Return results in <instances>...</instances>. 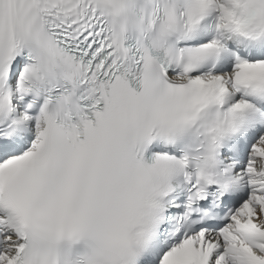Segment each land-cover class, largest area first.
<instances>
[{
    "label": "snow or ice",
    "instance_id": "obj_1",
    "mask_svg": "<svg viewBox=\"0 0 264 264\" xmlns=\"http://www.w3.org/2000/svg\"><path fill=\"white\" fill-rule=\"evenodd\" d=\"M0 264H264V0H0Z\"/></svg>",
    "mask_w": 264,
    "mask_h": 264
}]
</instances>
